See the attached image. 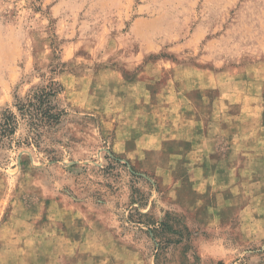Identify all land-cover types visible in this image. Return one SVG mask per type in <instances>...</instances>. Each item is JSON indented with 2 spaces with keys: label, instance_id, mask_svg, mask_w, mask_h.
Wrapping results in <instances>:
<instances>
[{
  "label": "rangeland",
  "instance_id": "obj_1",
  "mask_svg": "<svg viewBox=\"0 0 264 264\" xmlns=\"http://www.w3.org/2000/svg\"><path fill=\"white\" fill-rule=\"evenodd\" d=\"M50 78L42 151L0 143V264H264V0H0V115Z\"/></svg>",
  "mask_w": 264,
  "mask_h": 264
},
{
  "label": "trees",
  "instance_id": "obj_2",
  "mask_svg": "<svg viewBox=\"0 0 264 264\" xmlns=\"http://www.w3.org/2000/svg\"><path fill=\"white\" fill-rule=\"evenodd\" d=\"M63 91L62 84L55 78H50L46 83L32 86L24 96H15L14 111L6 108L0 115V143L9 139L17 132L21 121H24L27 133L21 144L34 147L42 151L41 144L48 133L54 131L67 115V110L60 103V94ZM43 151L51 153L52 150L45 148ZM146 216V213H140ZM142 223L140 220L136 221ZM152 237H156L159 229L167 227L174 232L170 225L163 220L147 221Z\"/></svg>",
  "mask_w": 264,
  "mask_h": 264
},
{
  "label": "crops",
  "instance_id": "obj_3",
  "mask_svg": "<svg viewBox=\"0 0 264 264\" xmlns=\"http://www.w3.org/2000/svg\"><path fill=\"white\" fill-rule=\"evenodd\" d=\"M249 111L250 110H252V109H256L257 110V112L260 110V106H251V107H249V108H247ZM203 127H201V125H198V126H195V130H196V132H198V129H202ZM198 138V137H197ZM201 141V143H199V146L201 145L202 146V148H203V143H202V140H200ZM197 142V141H196ZM233 150H231V152H232ZM199 154V153H198ZM206 154V151L205 150H203V153H201L200 155L202 156V155H205ZM234 174H236V173H234Z\"/></svg>",
  "mask_w": 264,
  "mask_h": 264
}]
</instances>
